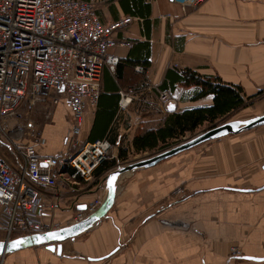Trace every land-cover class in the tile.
<instances>
[{
  "label": "crops",
  "instance_id": "1",
  "mask_svg": "<svg viewBox=\"0 0 264 264\" xmlns=\"http://www.w3.org/2000/svg\"><path fill=\"white\" fill-rule=\"evenodd\" d=\"M95 6L104 24L131 17L116 32L117 40L131 46L109 50L119 62L113 70L102 69L98 102L84 113L81 141H92L103 96L117 97L104 134L115 156L138 154L135 137L163 127L168 115L211 106L212 95L192 99L197 87L176 80L186 68L240 86L245 103L264 97V0H95ZM162 91L173 102L162 104ZM53 97L58 99L55 105L40 103L31 112L21 111L39 133L41 156L73 151L69 107L63 93H49L46 102ZM5 155L14 160L10 152ZM112 167L99 173L95 169L93 180L78 178L72 188L41 189L52 204L44 222L59 227L75 222L76 213L102 199L101 179ZM230 175L236 184H230ZM4 239L2 232L0 241ZM231 245L239 247L245 264H264L261 126L236 134V165H155L123 174L107 216L62 241L59 254L44 245L33 246L0 256V264H224Z\"/></svg>",
  "mask_w": 264,
  "mask_h": 264
},
{
  "label": "built area",
  "instance_id": "2",
  "mask_svg": "<svg viewBox=\"0 0 264 264\" xmlns=\"http://www.w3.org/2000/svg\"><path fill=\"white\" fill-rule=\"evenodd\" d=\"M131 20L125 16L102 23L95 0H0V231L5 239L58 228L44 222L52 204L41 189L72 188L78 178L91 181L101 163L116 157L107 139L81 141L80 133L87 107L98 102L102 69L113 70L119 62L109 50L131 46L116 38ZM51 92L63 93L70 110L68 141L73 151L67 155H39L41 138L33 122L23 127L17 121L23 110L31 112L40 103L55 105L56 97L46 102ZM159 100L173 102L167 91L159 93ZM100 199L76 213L74 221L92 213ZM240 256L239 247L232 245L224 264H245Z\"/></svg>",
  "mask_w": 264,
  "mask_h": 264
},
{
  "label": "trees",
  "instance_id": "3",
  "mask_svg": "<svg viewBox=\"0 0 264 264\" xmlns=\"http://www.w3.org/2000/svg\"><path fill=\"white\" fill-rule=\"evenodd\" d=\"M175 78L186 86L194 85L197 87L192 99L212 95L213 104L207 107L189 108L168 115L163 127L135 137L133 146L136 153H144L157 148L161 150L204 124L213 125L224 121L233 111L245 104L246 99L242 95L241 87L225 83L217 76H202L197 71L186 68L176 74ZM116 100V95L100 97L99 112L91 136L92 141L108 137L104 134L114 114ZM118 157L119 159H126L127 154L122 152L119 153ZM116 163V159L105 161L96 168V171L99 173V171L114 167Z\"/></svg>",
  "mask_w": 264,
  "mask_h": 264
},
{
  "label": "water",
  "instance_id": "4",
  "mask_svg": "<svg viewBox=\"0 0 264 264\" xmlns=\"http://www.w3.org/2000/svg\"><path fill=\"white\" fill-rule=\"evenodd\" d=\"M264 125V112L248 117H237L213 124L208 128L196 133L190 138L163 149L151 156L133 160L108 171L104 178V191L100 204L96 209L86 215L83 219L71 224L51 229L45 232L32 233L17 236L11 239L0 241V256L20 249L44 245L47 249L60 253L61 242L66 239H73L75 236L84 233L98 224L103 217L107 216L113 206L115 199L116 182L123 174L139 169L155 166L160 161L174 156L182 151L188 150L207 141L215 140L227 135L237 134L246 130ZM84 208V206H83ZM22 241L17 247L13 243ZM250 260H262L257 257H247Z\"/></svg>",
  "mask_w": 264,
  "mask_h": 264
},
{
  "label": "rangeland",
  "instance_id": "5",
  "mask_svg": "<svg viewBox=\"0 0 264 264\" xmlns=\"http://www.w3.org/2000/svg\"><path fill=\"white\" fill-rule=\"evenodd\" d=\"M262 112H264L263 95L258 96L255 99H252V101H247L242 107L233 111L227 119L237 118V117H248V116L256 115ZM21 116H22L21 119L17 120L18 123H20V125L23 126V125H26L28 122H30L29 116L25 117L23 116V114ZM211 125L204 124L198 129H196L194 132L187 133L184 137L180 138L179 140L175 142H172L171 144L164 147L163 149L169 148L176 143L184 141L190 138L191 136L195 135L196 133L208 128ZM262 127L264 126L262 125L261 128ZM1 150L2 152H4V154H6L8 151L6 147H1ZM161 150L157 148L152 151H148L144 153H138V154L132 153L130 155H127L126 159H119L118 155H116V161H117L116 165H121V164L131 162L133 160H137L140 158H145ZM156 165H175L178 169L180 167L184 168L185 165H189V167L193 169L200 165H218V166L219 165H236V134L231 135V137L229 138L221 137L215 140L204 142L188 150L182 151L174 156H171L167 159H164L160 161L159 163H157ZM199 168L200 167H198V169ZM111 169H113V167ZM221 176L225 178L224 173H222ZM230 177H231L230 184H236V181H234L235 180L234 176L230 175ZM198 178L200 179V176H198ZM233 181L234 183H232Z\"/></svg>",
  "mask_w": 264,
  "mask_h": 264
},
{
  "label": "snow or ice",
  "instance_id": "6",
  "mask_svg": "<svg viewBox=\"0 0 264 264\" xmlns=\"http://www.w3.org/2000/svg\"><path fill=\"white\" fill-rule=\"evenodd\" d=\"M20 243H22V241L14 242L12 246H13V247H17Z\"/></svg>",
  "mask_w": 264,
  "mask_h": 264
}]
</instances>
